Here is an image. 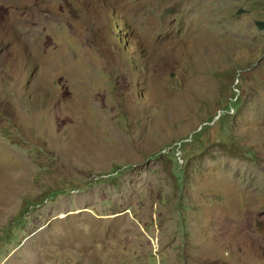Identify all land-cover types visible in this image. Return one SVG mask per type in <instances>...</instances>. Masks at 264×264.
<instances>
[{
  "label": "rangeland",
  "instance_id": "obj_1",
  "mask_svg": "<svg viewBox=\"0 0 264 264\" xmlns=\"http://www.w3.org/2000/svg\"><path fill=\"white\" fill-rule=\"evenodd\" d=\"M0 264H264V0H0Z\"/></svg>",
  "mask_w": 264,
  "mask_h": 264
},
{
  "label": "trees",
  "instance_id": "obj_2",
  "mask_svg": "<svg viewBox=\"0 0 264 264\" xmlns=\"http://www.w3.org/2000/svg\"><path fill=\"white\" fill-rule=\"evenodd\" d=\"M178 171V170H177ZM179 172V171H178ZM180 173V172H179Z\"/></svg>",
  "mask_w": 264,
  "mask_h": 264
}]
</instances>
